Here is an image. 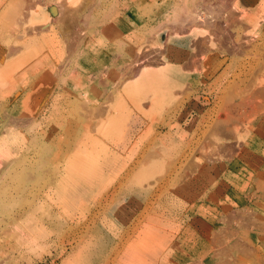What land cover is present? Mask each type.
I'll return each mask as SVG.
<instances>
[{"label":"rangeland","instance_id":"rangeland-1","mask_svg":"<svg viewBox=\"0 0 264 264\" xmlns=\"http://www.w3.org/2000/svg\"><path fill=\"white\" fill-rule=\"evenodd\" d=\"M3 1L0 11L9 15L0 12L1 44L8 39L10 46L20 47L45 19L58 37L39 69L31 68L29 75L26 68L33 64L17 70L27 75H21L26 78L18 80L13 97L0 95V131L21 123L29 135L28 146L18 154L0 156V264H124L127 251L142 250L143 237L152 229L158 233L156 252L151 256L142 250L152 264H264V0H224L229 2L224 15L238 14L234 28L227 26L233 40L208 53L196 43L208 41L210 35L200 39L205 26L183 33L167 28L187 14L190 19L205 11V0H30L28 5L37 2L31 11L26 0ZM10 3L18 12L6 9ZM62 4L78 8L73 24L82 33L74 32L79 43L70 34L72 20L60 22ZM180 11L186 13L183 18ZM12 12L16 15L10 17ZM26 12L32 13L27 17ZM22 18L31 27L25 37L14 22L23 23ZM64 24L74 28L66 31ZM235 43L243 50H236ZM17 53H7L6 60L18 58ZM170 60L176 72L155 87L168 93L166 101L157 102L154 87L129 96L126 85L142 67ZM38 86L46 87V106L34 115L27 102ZM14 93L22 95L11 102ZM121 95L129 106L126 142L107 130ZM80 140L90 142L101 165L92 175L82 176L81 169L83 198L68 214L57 186L58 170L66 157L80 153L76 149L85 143Z\"/></svg>","mask_w":264,"mask_h":264},{"label":"bare ground","instance_id":"bare-ground-1","mask_svg":"<svg viewBox=\"0 0 264 264\" xmlns=\"http://www.w3.org/2000/svg\"><path fill=\"white\" fill-rule=\"evenodd\" d=\"M8 1H10V0H8ZM7 1V2H8ZM18 1V0H17ZM25 1V0H24ZM24 1H22L23 2V4H21V5H25V3H24ZM27 1L30 3V0H26V4H27ZM39 1H41V0H39ZM222 2H225V3H222V2H220L219 0H217L216 1V4H214V3H211V1L209 0L208 2L205 0V1H203V4L205 3V7H204V9H205V11L204 10H202L201 11V9H200V11H197L196 13V15H195V17L193 16V17H189L190 19H187L188 18V15L189 14H187V17H185V18H183V15L184 14H186V13H182V12H185V11H180L179 13H182V15H180V17L181 18H183V19H187V20H184L183 21V19H182V21L180 20V17L178 18V20H180V23L178 24L177 22H176V18L178 17V15L176 16V18H174V20H175V22H173L174 20H172V22L173 23H176V24H174V25H172V23H171V25H172V27H167V28H170L171 30H174L175 32H178L179 31V33L180 32H182L183 30H189V29H187L188 27H190V28H192V27H194V26H201V24H204V30L206 31L204 34H202V36L203 37H201L200 36V39L201 38H204L207 34L206 33H208L209 32V30L208 29H211L212 30V32L210 31L209 33L210 34H208V35H210L209 36V38H208V41H207V39L206 38H204L203 39V41L202 40H199V42H196L197 44H198V50H200L201 52H208V50L210 49V48H213V46H218V44H223V42H227L228 41V43H230L229 42V38L230 39H232L233 40V37L231 38L230 37V35L231 34H229L228 35V33L230 32V31H227V30H229V29H227L228 27L227 26H229V28H230V30H232V28H234L233 26H234V24L236 23V17H235V14H236V11H234L235 12V14L234 13H231V14H228L227 15V13H226V15H224V11L225 10H223V9H225V4H229V2H227L226 3V1H224V0H221ZM230 1V0H229ZM234 0H232L231 2H233ZM20 2V1H19ZM18 2V3H19ZM34 1H32V3H33ZM192 2H193V0H192ZM200 1H198V2H196L197 4L199 3ZM234 2H236V1H234ZM233 2V3H234ZM2 3H4V1L3 0H0V8H4V6L2 5ZM9 3V2H8ZM28 3V4H29ZM31 3V4H32ZM37 3V2H36ZM36 3H33L32 5L34 6V4H36ZM195 3V4H196ZM5 4V3H4ZM27 4V5H28ZM30 4V5H31ZM39 4V3H38ZM37 4V5H38ZM67 4V3H66ZM68 4H69V2H68ZM70 4L72 5V3L70 2ZM69 4V5H70ZM196 4V5H197ZM6 5V4H5ZM19 5H20V3H19ZM20 5V6H21ZM30 5H28V8H29V10L31 11L32 9H30ZM36 5V6H37ZM63 5V4H62ZM61 5V14L60 15H62L63 17H61L60 18V20H62V21H60V22H62V24L63 23H65L66 22V24H69V23H67V21H69L70 19L72 20L70 23H72L73 24V21H77L78 20V17H77V6L75 7L74 6V8L75 9H73L72 7H71V9H73V10H69V8L67 9V8H65L64 7V5L62 6ZM70 5V6H71ZM199 5V4H198ZM201 5V4H200ZM233 5V4H232ZM26 6V5H25ZM23 7L24 8V10H25V8H27V7ZM33 6H31V8H34ZM35 6V7H36ZM40 6V5H39ZM73 6V5H72ZM174 6H176V5H174ZM185 6V5H184ZM203 6V5H202ZM229 7L228 8H230V5H228ZM236 6V5H235ZM241 6V5H240ZM6 7V6H5ZM8 7V8H7ZM7 7H6V9L7 10H9V8H12L13 7V5L10 3V4H8L7 5ZM17 7H18V4H17ZM64 7V8H63ZM182 7V6H181ZM197 7V6H196ZM201 7V6H200ZM233 7V9H234V5L232 6ZM13 8H15L16 9V7H13ZM13 8H12V10H13ZM28 8H27V10H28ZM37 8V7H36ZM77 8V9H76ZM183 8H186V6L185 7H182V10H183ZM21 9V8H20ZM38 9V8H37ZM172 9H174V7L172 8ZM189 9V8H188ZM191 9H193V8H191ZM194 9H196L195 8V6H194ZM203 9V8H202ZM230 9H232V8H230ZM4 10V9H3ZM3 10H1L0 12H3V14H4V12L6 11H3ZM11 10V9H10ZM22 10V9H21ZM23 10V13L26 11H24ZM29 10H28V12H29ZM36 10V9H35ZM184 10H186V9H184ZM226 10H227V7H226ZM229 10V9H228ZM16 11H17V9H16ZM15 10H13V12H16ZM33 11H34V9H33ZM192 11H195V10H192ZM7 12H9V11H6V13ZM13 12H12V14L10 15V17L12 16V15H16V14H13ZM18 12V11H17ZM28 12H26L25 13V15L28 13ZM81 12V11H80ZM174 12H175V10H174ZM227 12V11H226ZM242 12V11H241ZM5 13V14H6ZM20 13H21V11H20ZM19 13V14H20ZM32 13V12H31ZM30 13V14H31ZM35 13H37V12H35ZM172 13H173V11H172ZM176 13H178V11H176ZM189 13H190V10H189ZM192 13V12H191ZM194 13V12H193ZM239 13V12H238ZM29 14V13H28ZM27 14V15H28ZM29 14V15H30ZM39 14H41V12L39 13ZM44 14V13H43ZM175 14V13H174ZM173 14V15H174ZM7 15H9L8 13H7ZM24 15V14H23ZM26 15V16H27ZM28 15V16H29ZM170 15V14H169ZM172 15V16H173ZM237 16H238V14H236ZM244 15V14H243ZM20 17L22 16V14L21 15H19ZM25 16V17H26ZM27 16V17H28ZM189 16H192L191 14L189 15ZM230 16V18H228L227 19V17H229ZM251 16V15H250ZM5 17H7V16H5ZM15 17V16H14ZM44 17V16H43ZM70 18L69 20L67 19V18ZM76 17H77V20H76ZM80 17V20H81V16H79ZM169 17V16H168ZM175 17V16H174ZM24 18V17H23ZM22 18V19H23ZM63 18V19H62ZM7 19V18H6ZM17 19V18H16ZM21 19V18H20ZM26 19V18H25ZM28 19V18H27ZM26 19V20H27ZM40 19V18H39ZM64 19H66V20H64ZM75 19V20H74ZM167 19H169V18H167ZM173 19V18H172ZM11 20H12V18H11ZM238 20V19H237ZM21 21V20H20ZM25 20L23 19V23H22V21L19 23H16L17 22V20L15 21L14 20V22H15V24H19V26L21 27V30H22V32L20 31V33H25V34H28V32H30L29 30H30V28H26V25H24V23H26V22H24ZM28 21V20H27ZM45 22H43V23H40V25L39 24H37L38 26H40L39 28H40V30H38L36 27H38V26H33V27H35L36 29H37V32H35V33H33V29L31 30V32H32V36H30V37H28V36H26L25 37V34H23L24 35V41L22 42V44L20 45V47H18V45H16L17 47H14V46H12L13 45V43H11L12 45L10 46L9 45V43L10 42H8L9 40L7 39V40H5L6 42H5V44H1L0 43V95L2 94V93H8V94H11V96L10 97H13L12 95H13V91H14V89L18 86L17 84H19V83H17V82H19L20 81V79H21V81H22V83H23V80H25V78L23 79V77L21 76V75H25V73L21 70V74L19 73L20 71H17V70H20L21 68L23 69V68H26V67H24V66H26V65H28V64H33L32 65V67H30V68H26V69H30L29 71L30 72H28V75L29 74H31V68H33V69H37V68H35V67H38V69L44 64V58H45V56H47V55H45V54H47V49H50L51 47H52V41H54V40H57V37H58V33H57V31H56V29L55 28H53V29H50V27L49 28H47V26H48V20L47 19H45L44 20ZM65 21V22H64ZM170 21H171V19H170ZM228 21H229V23H228ZM244 21V20H243ZM40 22V21H39ZM168 22H169V20H168ZM170 23V22H169ZM168 23V24H169ZM260 23V22H259ZM32 24H33V22H32ZM35 24V23H34ZM66 24H64V25H61L62 26V28H64V29H66V31H71L74 27H75V25H78V23L77 24H73L72 26H74V27H71V30L69 29L70 27V25H66ZM162 24H164V23H162ZM166 24V23H165ZM167 24V25H168ZM184 24H185V27H184ZM199 24V25H198ZM237 24V23H236ZM108 25V24H107ZM158 25H160V24H158ZM171 25H169V26H171ZM231 25V26H230ZM233 25V26H232ZM50 26H52V24L50 25ZM80 26V25H79ZM32 27V28H33ZM77 27V26H76ZM76 27L74 28L75 30H73V33H70V34H74V32L75 33H77L76 32ZM81 27V26H80ZM79 27V28H80ZM162 27V26H161ZM166 27V26H165ZM152 28H153V26H152ZM205 28H207V29H205ZM17 29V28H16ZM20 29V28H19ZM28 30V32H26L27 30ZM78 29V28H77ZM111 28H109V30H110ZM203 29V28H202ZM51 30V31H50ZM79 30V29H78ZM77 30V31H78ZM97 30V29H96ZM106 30V29H105ZM157 30H158V28H157ZM24 31V32H23ZM40 31V33H38ZM155 31V30H154ZM78 32H80V31H78ZM170 32V31H169ZM172 32V31H171ZM170 32V33H171ZM183 32H185V31H183ZM182 32V33H183ZM228 32V33H227ZM232 32V31H231ZM19 33V34H20ZM172 33H174V32H172ZM232 33H234V32H232ZM66 34H67V32H66ZM78 34V33H77ZM74 34V40H77V42L79 41V38L78 39H75V37H78V35H80V34ZM168 34V33H167ZM235 34V33H234ZM17 35V34H16ZM68 35H69V33H68ZM75 35H77V36H75ZM81 35H82V33H81ZM80 35V36H81ZM215 35V36H214ZM255 35V34H254ZM11 36V35H10ZM10 36H7V38H9ZM61 36H62V33H61ZM70 36V35H69ZM68 36V37H69ZM72 36V35H71ZM232 36H233V34H232ZM21 38H23L22 36H20ZM235 37V36H234ZM70 39V38H69ZM73 39V37L70 39V41ZM198 39H199V37H198ZM206 39V40H205ZM216 39H217V41H216ZM235 39L237 40V37H235ZM234 39V40H235ZM52 40V41H51ZM74 40H72V42H74ZM82 40H80V42H81ZM197 41V40H196ZM205 41V42H204ZM206 41H207V43H206ZM231 41V40H230ZM239 41V40H238ZM237 41V42H238ZM12 42V41H11ZM71 42V43H72ZM76 42V41H75ZM79 43V42H78ZM148 43V42H147ZM233 43H234V41H233ZM232 43V45L233 46H235L234 44ZM239 43V42H238ZM76 44V43H75ZM81 44V43H80ZM236 44V43H235ZM255 44V43H254ZM263 44V43H262ZM70 45H72V44H70ZM79 45V44H78ZM147 45V44H146ZM223 45H225V43L223 44ZM222 45V46H223ZM237 46L236 47H234L236 50H238V49H242L243 50V48L241 47L242 46V44H241V46H240V44L238 45V44H236ZM73 46V45H72ZM76 46V45H75ZM149 46V45H148ZM147 46V47H148ZM195 46H197V45H195ZM222 46H221V48H222ZM226 46V45H225ZM232 46V47H233ZM263 46V45H262ZM71 47V46H70ZM146 47V46H145ZM219 47V46H218ZM227 47V46H226ZM256 47V46H255ZM72 48V47H71ZM75 48V47H74ZM175 48L176 49H178V47H176L175 46ZM197 48V47H196ZM196 48H195V51H196ZM233 48V49H234ZM260 48V47H259ZM82 49V48H81ZM159 49V48H158ZM180 49V48H179ZM18 50H21L22 52H21V54L19 53V51ZM144 50V49H143ZM146 50V49H145ZM165 50V49H164ZM164 50H162L163 52H164ZM227 50V49H226ZM256 50V49H255ZM261 50H264V48L263 49H261ZM18 52L17 54H19V57L18 58H14L13 60H12V56H13V53L14 52ZM79 51V50H78ZM141 51V50H140ZM161 51V52H162ZM252 51V50H251ZM74 52V51H73ZM181 52V51H180ZM179 52V53H180ZM197 52V51H196ZM195 52V53H196ZM199 52V51H198ZM254 52V51H253ZM7 53H9L8 55L10 56V54H12V56L10 57V61L9 60H6V58H5V55L7 54ZM140 53V52H139ZM151 54V53H150ZM161 54H163V53H161ZM199 54V53H198ZM256 54V53H255ZM7 56V55H6ZM153 56V55H152ZM154 57V56H153ZM156 57V56H155ZM155 57H154V59H155ZM159 58V57H158ZM143 60V59H142ZM145 60V59H144ZM137 62H138V60H137ZM137 62H136V66H138L137 65ZM140 62H141V60H140ZM156 62V61H155ZM155 62L153 63V64H155ZM158 62H160V61H158ZM192 62H193V64L192 65H194V63L196 64V62H195V60H192ZM135 63V62H134ZM133 63V64H134ZM142 63V62H141ZM150 63L151 62H149V66H147L146 65V67L144 68V67H142L141 68V70L140 71H138L137 73L139 74L138 75V77L136 76V73H132V72H128L129 74L131 73V77H132V74L134 75L135 74V77H137V78H133V80H131V81H129L130 83L128 84V86L126 85V89H127V91H128V94H129V96L131 97V98H135L136 96H139V95H141L142 94V89H143V87H154V89H155V87H158V88H160L161 87V85H163V83H165L164 82V80L163 79H165V78H167V77H169V74L171 73V72H176L175 70H174V64L171 62V60L170 61H166V63L164 62V64L163 65H161V66H151L150 65ZM162 63V62H161ZM160 63V64H161ZM190 63H191V60H190ZM66 64V63H65ZM140 65V64H139ZM145 65V64H144ZM186 66H190V64L189 65H186ZM132 67H133V65H132ZM132 67H130L131 69H132ZM141 67V66H140ZM192 67V66H191ZM44 69H45V67H43ZM66 68V67H65ZM129 68V67H128ZM136 67L134 66V69H135ZM139 68V67H138ZM138 68L137 69H135V70H138ZM32 69V70H33ZM71 69V68H70ZM140 69V68H139ZM24 71H25V69H23ZM71 70H73V69H71ZM70 70V71H71ZM134 70V71H135ZM195 70H197L196 68H195ZM18 73H17V72ZM48 71V70H47ZM20 76V77H18V75H16V73ZM63 72V71H62ZM136 72V71H135ZM48 73V72H47ZM50 74V73H49ZM70 74V73H69ZM124 72L122 73V78H124V77H126L127 78V76H124ZM127 74V73H126ZM125 74V75H126ZM128 74V75H129ZM172 74V73H171ZM27 75V74H26ZM25 75V76H26ZM48 76V75H47ZM68 76V75H67ZM120 76V77H121ZM130 76V75H129ZM128 76V77H129ZM42 77H44V75L42 76ZM42 77L40 78V81L42 80ZM46 77V76H45ZM44 77V78H45ZM80 77V76H79ZM28 79V78H27ZM35 79V78H34ZM50 79V78H49ZM61 79H64V78H62L61 77ZM71 79V78H70ZM131 79V78H130ZM19 80V81H18ZM46 80V79H45ZM44 80V85H45V82L46 81H49V80H46L45 81ZM124 80H125V78H124ZM127 81L129 80V79H126ZM43 81V80H42ZM64 81H65V79H64ZM68 81V80H67ZM109 81V80H108ZM177 81H178V79H174V81L173 82H175V83H177ZM38 82V81H37ZM50 82V81H49ZM69 82V81H68ZM67 82V83H68ZM115 82H116V80H115ZM122 83H123V81H121ZM125 82V81H124ZM21 83V82H20ZM66 82H64V84H65ZM47 84H49L48 82H47ZM50 84H51V82H50ZM63 84V85H64ZM73 84V83H72ZM105 84V83H104ZM116 84V83H115ZM114 85V84H113ZM122 85V84H121ZM120 85V86H121ZM50 86V85H49ZM54 86V85H53ZM70 86V85H69ZM69 86H67V87H69ZM73 86H74V84H73ZM183 86V85H182ZM63 88H64V86H62ZM66 87V86H65ZM74 87H76V85L74 86ZM164 87H167V86H165L164 85ZM53 88V87H52ZM20 90V89H19ZM18 90V91H19ZM61 90V89H60ZM63 90V89H62ZM103 90V89H102ZM120 90V89H119ZM55 91H57V90H55ZM66 91H68V90H66ZM78 92V91H77ZM81 92V91H80ZM111 92V91H110ZM177 92V91H176ZM125 93V92H124ZM45 94H46V87L44 88L43 86H38V88L36 89V91L34 92V93H32V95L30 96V100L27 102V103H30L29 105H30V107H29V109H30V111L34 114V115H36V114H39L40 113V109L41 108H43L44 106H46V105H43L44 104V102L45 101H43V97L45 96ZM81 94V93H80ZM86 94V93H85ZM153 94H154V96L155 97H158L159 98V100L157 101L158 103H163L164 101H166V100H164L165 98H167L169 95H168V93H164L163 91H161V90H154V92H153ZM172 94H174V93H172ZM21 95H22V93H21ZM21 95H18V97H17V94L16 93H14V96H15V98L14 99H12L11 98V100L10 99H8V101L10 100L11 102H14V101H18V99L19 98H21ZM53 95V94H52ZM56 95V94H55ZM54 95V96H55ZM109 95H111V94H109ZM150 95V94H149ZM56 96H58V94L56 95ZM111 96H113V95H111ZM110 96V97H111ZM125 96H127V95H125ZM47 97V96H46ZM51 97V96H50ZM81 97V96H80ZM107 97V96H106ZM150 97V96H149ZM176 97V96H175ZM7 98V97H6ZM86 99V98H85ZM110 99V98H109ZM6 100V99H5ZM48 100V99H47ZM46 100V101H47ZM55 100V99H54ZM108 100V99H107ZM85 101V100H84ZM90 101V100H89ZM129 102H131L130 100H128ZM1 102V101H0ZM5 102V101H4ZM7 103V102H6ZM16 103V102H15ZM80 103V102H79ZM87 103V102H86ZM102 103H104V102H102ZM48 104V103H47ZM105 104V103H104ZM43 105V106H42ZM105 105H107V104H105ZM104 105V106H105ZM104 106H102L103 107V111H104ZM109 106V105H108ZM83 107V106H82ZM86 107V106H85ZM84 107V108H85ZM128 107L129 106H126V99L124 98V97H122V95L118 98V100H117V105H116V110H117V116L115 117V118H111V121L109 122V120H108V124H107V130H108V127L111 129L110 131H112L113 130V132L114 131H117V133L119 134V138L121 139V141H125V129H126V122H125V120H126V117H125V115H124V113H125V111H129V109H128ZM5 108V107H4ZM87 108V107H86ZM105 108H107V107H105ZM91 110H92V108H90ZM98 109H100V108H98ZM89 110V109H88ZM91 110H90V112H91ZM100 110H102V109H100ZM106 110V109H105ZM80 111V110H79ZM95 111V110H94ZM110 110H108V112H109ZM27 112V111H26ZM31 112L29 113V114H31ZM57 112V111H56ZM105 112V111H104ZM111 112V111H110ZM229 112V111H228ZM97 113V112H96ZM107 113V112H106ZM54 114V113H53ZM82 114V113H81ZM89 114V113H88ZM91 114V113H90ZM104 114V113H103ZM111 114V113H110ZM119 114H122L121 116H118ZM239 114V113H238ZM242 114V113H241ZM93 116V115H92ZM100 116V115H99ZM102 116V115H101ZM105 116H107V115H105ZM110 116V115H109ZM109 116H107V117H109ZM129 116V115H128ZM7 117V116H6ZM47 117H49V116H47ZM88 117V116H87ZM95 117V116H94ZM16 118H17V116H16ZM36 118H38V117H36ZM98 118H101V117H98ZM27 119V118H26ZM106 120L108 119V118H105ZM91 120V119H90ZM104 119H100V121H103ZM14 121V120H13ZM19 121V120H18ZM26 121V120H25ZM29 120H27V122H28ZM86 121H87V119H86ZM134 121V120H133ZM9 122H11V120L9 121ZM17 122V121H16ZM89 122V121H88ZM97 122H99L98 120L96 121V123ZM105 121H103V122H99L100 124H102V123H104ZM19 123V122H18ZM85 123V122H84ZM95 123V122H94ZM16 124V123H15ZM88 124V123H87ZM91 124V123H90ZM20 125H21V123H20ZM20 125H18V124H16L14 127L12 126V127H8L7 129H5L4 131H0V156H2V157H5V158H10L11 156H15L16 154H18L19 153V151H22V148H25V147H27L28 146V140H29V135H28V133H27V131H25V128H23V127H21ZM85 125V124H84ZM83 125V126H84ZM103 125V124H102ZM104 125H105V123H104ZM99 126H101V125H99ZM85 127V126H84ZM88 128H89V126H87ZM103 127V126H102ZM112 127V128H111ZM92 128V127H91ZM90 128V129H91ZM104 128V127H103ZM102 128V129H103ZM102 129H100V130H102ZM105 129H106V127H105ZM27 130V129H26ZM104 131V130H103ZM102 131V132H103ZM140 131V130H139ZM100 132V131H99ZM82 133V132H81ZM106 133V132H105ZM14 134H20V135H22V147L16 152V153H13V151L12 150H10V149H8V151L7 152H3L2 153V150H3V148L5 147V145H10V144H12V138H11V136H13ZM38 134V133H37ZM101 134V133H100ZM103 134H104V132H103ZM117 134V135H118ZM127 134H128V132H127ZM102 136V135H101ZM107 136V135H106ZM131 136V135H130ZM97 138H98V136H97ZM33 139V138H32ZM79 139V138H78ZM81 139H83V138H81ZM85 139V138H84ZM118 139V138H117ZM91 140V139H90ZM97 141H98V139H96ZM112 140V139H111ZM80 141H82V140H80ZM80 141L79 142H77V144L79 143V144H81L80 143ZM102 141V140H101ZM101 141H99V142H101ZM129 141V140H128ZM82 142H85L84 140L82 141ZM89 142V141H88ZM88 142H85V143H83L84 145L80 148L79 146H78V148L76 149V148H74V149H76V151H78V153L80 152V153H82L83 154V156L81 155H79V154H77V152L76 153H74L73 155H71V156H68V157H66L65 158V163L66 164H64V166L60 169V170H58V190L60 191V193H62V196H61V200H62V205H63V207H65V210H66V212H68V214H72L73 213V210L72 209H74L75 208V206L76 205H78V202H80L82 199L81 198H83V197H81V195L79 194V192H78V190L80 191V190H82L83 189V187L82 186H80V182H79V177L81 176V169H84L85 171H83V173L84 174H82V176H86L85 175V173L86 174H91L92 175V173H94V172H96V170L98 169V167H100V165H101V160H100V156H93L91 153L92 152H90V142H89V144H87ZM95 142V141H94ZM126 142V141H125ZM93 143V142H92ZM101 144H103L102 142H101ZM106 145H107V143H105ZM104 144V145H105ZM115 144V143H114ZM75 145H76V143H75ZM74 145V146H75ZM93 145H95V144H93ZM99 145V144H98ZM103 146V145H102ZM108 146V145H107ZM101 147V146H100ZM92 148V147H91ZM109 148V147H108ZM73 149V150H74ZM79 149V150H78ZM101 149V148H100ZM26 150V149H25ZM82 150V151H81ZM119 151H121V150H119ZM123 151V150H122ZM102 152V151H101ZM127 152V151H126ZM218 153V152H217ZM220 154V153H219ZM99 157V158H98ZM190 166H191V164H189ZM189 165H187L189 168H190V166ZM195 165V164H194ZM188 167H187V169H188ZM135 169V168H134ZM191 169V168H190ZM193 169V168H192ZM191 169V170H192ZM101 170V169H100ZM138 171V170H137ZM96 177H97V175H96ZM103 177V176H102ZM99 178V177H98ZM94 179V178H93ZM99 181H100V178H99ZM102 181V184H103V180H101ZM93 182V181H92ZM94 183H97V182H94ZM99 183V182H98ZM84 184V183H83ZM150 184V183H149ZM99 185V184H98ZM144 186V185H143ZM153 191V190H152ZM58 198V197H57ZM119 199V198H118ZM197 201V200H196ZM124 203V202H123ZM214 204V203H213ZM121 205V204H120ZM130 208V207H129ZM96 214V213H95ZM215 215V214H214ZM116 216V215H115ZM160 217V216H159ZM138 220V219H137ZM91 221V220H90ZM155 222H157V221H155ZM173 224V223H172ZM88 225V224H87ZM170 227V226H169ZM146 228V227H145ZM75 231V230H74ZM76 234V233H75ZM172 235V234H171ZM89 238V237H88ZM84 239V238H83ZM157 240H158V233L155 231V230H148L147 232H146V234L144 235V237H143V242H142V250L143 251H148V252H151V253H149V254H151V256H152V254H154L155 252H156V245H157ZM152 241V242H151ZM83 245V244H82ZM81 245V246H82ZM215 245V244H214ZM110 247V246H109ZM117 247V246H116ZM215 247V246H214ZM142 250H139V249H137L136 247H133V248H130L128 251H127V254L125 255V259H124V264H152V262H150V261H148V258H146V254L142 251ZM115 252V251H114ZM145 254V255H144ZM77 255H79V254H76L75 256L76 257H78ZM212 255V254H211ZM74 256V257H75ZM213 256V255H212ZM122 258H124V257H122ZM140 258H142V259H140ZM74 259V258H73ZM76 259V258H75ZM129 259V260H128ZM109 260V259H108ZM127 260V261H126ZM141 260V261H140ZM150 260V259H149ZM201 260V259H200ZM71 259H70V263H71ZM78 261V260H77ZM76 261V262H77ZM75 262H73V264H74ZM105 263V262H104ZM82 264V263H81ZM89 264V263H88ZM122 264V263H121Z\"/></svg>","mask_w":264,"mask_h":264},{"label":"crops","instance_id":"crops-1","mask_svg":"<svg viewBox=\"0 0 264 264\" xmlns=\"http://www.w3.org/2000/svg\"><path fill=\"white\" fill-rule=\"evenodd\" d=\"M201 26H204V24H201ZM193 28V27H192ZM192 30V29H191ZM208 35V34H207ZM206 35V36H207ZM210 50V49H209ZM209 50H208V52H209ZM207 52V53H208ZM202 53H204V52H202ZM201 53V54H202ZM11 138H12V144H10V145H5V147L3 148V150H2V153L3 152H7L8 151V149H10V150H12L13 151V153H16L21 147H22V135H20V134H14L13 136H11ZM12 157V156H11ZM78 192H79V194H80V191L78 190ZM81 195V194H80Z\"/></svg>","mask_w":264,"mask_h":264}]
</instances>
